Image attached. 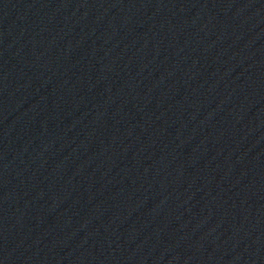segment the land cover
I'll return each mask as SVG.
<instances>
[{"label":"water","instance_id":"obj_1","mask_svg":"<svg viewBox=\"0 0 264 264\" xmlns=\"http://www.w3.org/2000/svg\"><path fill=\"white\" fill-rule=\"evenodd\" d=\"M264 195V0H0V264H203Z\"/></svg>","mask_w":264,"mask_h":264}]
</instances>
